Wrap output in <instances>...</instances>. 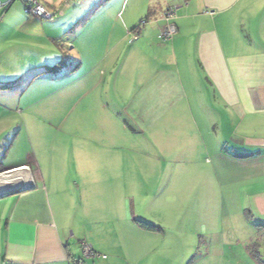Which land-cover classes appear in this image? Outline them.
<instances>
[{"label":"crops","instance_id":"0c3cea01","mask_svg":"<svg viewBox=\"0 0 264 264\" xmlns=\"http://www.w3.org/2000/svg\"><path fill=\"white\" fill-rule=\"evenodd\" d=\"M41 1L54 10L65 0ZM165 2L154 11V32L123 47L117 75L126 114L145 135L141 143L121 123L116 131L127 141L113 145L112 117L102 111L82 126L74 117L80 126L61 135L70 145L53 149L27 148L32 133L24 113L15 125L12 83L60 80L82 63L72 59L65 73L51 75L64 58L62 27L25 16L21 2L0 8V264H254L249 237L232 232L249 227L264 254V0ZM169 6L176 34L162 42ZM64 10L56 18L71 19ZM119 14L87 22L97 28L86 35L89 51L111 44V21L120 28L114 45H122L123 22L131 23ZM91 90L73 99H90ZM141 153L149 174L136 158ZM151 181L154 223H147L159 232L134 222L151 203ZM224 231L232 232L228 242L220 240ZM82 242L105 258L84 257Z\"/></svg>","mask_w":264,"mask_h":264},{"label":"rangeland","instance_id":"374dc122","mask_svg":"<svg viewBox=\"0 0 264 264\" xmlns=\"http://www.w3.org/2000/svg\"><path fill=\"white\" fill-rule=\"evenodd\" d=\"M122 1L123 0H79L77 4L74 3L72 5L73 7L64 10L65 14L68 12L72 14L71 19L67 18V20L54 18L52 21H45L48 26L62 27V33L67 34L65 35L64 44L59 46V52L61 53L60 58L64 57L63 60L62 58L59 60H62V65L60 66L59 64V66L63 67V69L60 71L58 66V70L53 71L51 75L58 76V74L65 73V69L68 68V65H71L70 63L72 62V59H79L82 64L78 67L79 70L77 71V74L70 77H68V75L60 80L52 79L51 81L47 79L35 78L34 81H31L30 83H12L13 89L9 93L12 103L11 110L16 117L15 125L19 123V118L21 117V114L24 113L22 116L25 118V122L28 123V128L32 133V136L29 134V138H31L30 142L26 138L25 144L27 148L28 143L29 145L31 143L32 146L34 144H42L47 148L52 147L53 149L54 145H57L60 141H63L65 146H69L70 136H68V138L65 137L66 135H61L64 133V128L71 129L74 126H80L78 124L74 125L73 118H79V123H82V126L88 122V119H85V116L91 117L93 114L102 111L112 117L111 125H107V127L111 128L109 136L110 142H112L113 145L117 143H125L127 141H125L122 136L124 131L119 129L121 131V135L118 131H116V129L120 127L121 123L126 125L125 132L127 134L131 135L139 133V130L131 123L132 121L130 120V116L126 114L127 112L125 108L127 101L122 103V101L125 100H121L120 98L122 93L119 92L117 75H119V67L127 53V48L137 43L138 40L142 38L144 31L148 32V35L151 34V31L154 32V11L156 12L161 7H164L166 2L165 0ZM17 2L20 1H15L11 5H19ZM118 11H120L119 16L123 13V19L127 17L128 22L131 23V26L128 27L127 24L123 22V24L126 25L127 30L125 31V38L122 37V45H114L118 39L116 33L119 32L120 28L117 26L116 22L113 23L111 21V24L106 28V31L110 33L112 45L110 44L108 47L106 46L107 48L104 46H95L92 50L93 52L89 51L87 49L86 35L90 30H97V28L88 23L99 15L112 16ZM141 21L145 23L139 27ZM133 28L139 30V37L136 41L128 43L127 31ZM125 46H127V48L123 49ZM104 64L106 65L105 68H103ZM30 73L33 76L38 72L31 70ZM77 78L78 80H76ZM82 80L85 82L82 84L83 87H80L81 85H79V88H72V83ZM114 86L117 87L115 88ZM85 88L92 89L86 94L88 98L91 97L90 99H82L79 101L73 99V97L77 95L78 90L80 91ZM81 93L82 91L79 92V94ZM144 136L145 135L142 133L135 135L134 137L138 138V141L141 143L140 138L143 139ZM74 138H76V143H82L81 136H72L71 139L73 140ZM133 142L134 140L131 141V143ZM142 152L145 156L154 153L145 150ZM43 155L44 154H42V157H45ZM142 155L143 154L141 153V155L136 158L142 163V172L144 174H149L148 172H150V168L147 166L146 157ZM74 181V184L78 183L76 180ZM149 187L152 190H147V193H145L151 196V193L154 194V181L149 183ZM141 199H143V203L147 201L145 197ZM149 200H151V203L147 204L148 210L144 211L145 214H137V218L134 219H139L138 221L145 223H147V220L154 223V198L151 196ZM149 200L147 202H149ZM132 202L135 203L136 200L132 199L131 203ZM139 203H141V201H139ZM67 204H69V202ZM92 207L96 208L95 202L92 204ZM150 208L153 210H149ZM143 210L144 208L140 209L141 212H143ZM226 221L227 219L224 220V223ZM239 225H242V222H239ZM232 232L234 239L238 238V240H241L249 237L250 252L252 254L254 253L259 259L264 260L262 247L263 242L259 237L257 230L249 227L246 230L238 228V230H233ZM232 232L224 231L223 236L221 237L223 240H220L222 242H228ZM218 238H220V236ZM221 250L227 256V248L225 247ZM175 254H178V249L174 255ZM249 264L253 263L251 262ZM254 264H257L256 261Z\"/></svg>","mask_w":264,"mask_h":264},{"label":"built area","instance_id":"2783aa9c","mask_svg":"<svg viewBox=\"0 0 264 264\" xmlns=\"http://www.w3.org/2000/svg\"><path fill=\"white\" fill-rule=\"evenodd\" d=\"M18 0H0V8L4 9L9 7L12 3ZM22 4L23 13L26 16L33 18H40L42 20L52 21L54 18L62 15V11L69 7L71 4L78 3L79 0H65L60 6L56 9L52 10L47 8L41 0H19ZM162 19L164 21V27L159 32V39L162 42L170 40L176 34V27L174 25V21L176 20V12L175 7L170 6L165 11H163ZM145 22H141V27ZM139 30H128L127 38L128 43H132L136 41L139 37ZM81 252L82 255L86 258H102L105 256L94 251L89 245L85 243H81Z\"/></svg>","mask_w":264,"mask_h":264},{"label":"trees","instance_id":"16d2710c","mask_svg":"<svg viewBox=\"0 0 264 264\" xmlns=\"http://www.w3.org/2000/svg\"><path fill=\"white\" fill-rule=\"evenodd\" d=\"M170 7V6H169ZM168 8V7H167ZM166 8V9H167ZM165 9V10H166ZM164 10V11H165ZM40 19V18H39ZM141 22H143V21H141ZM174 25H175V21H174ZM137 28V27H136ZM136 28H133V29H131V30H135ZM135 223H136V225L138 226V227H140L141 229H143V230H145V231H150V232H159L160 231V228H158V227H156V226H154V225H152V224H149V223H145V222H142V221H138V220H135L134 221ZM251 255H252V258L256 261V263L257 264H264V260H261V259H259L254 253L252 254L251 253Z\"/></svg>","mask_w":264,"mask_h":264}]
</instances>
